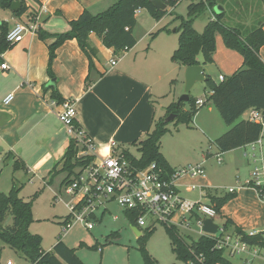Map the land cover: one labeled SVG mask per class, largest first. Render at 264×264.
<instances>
[{"label":"crops","instance_id":"obj_1","mask_svg":"<svg viewBox=\"0 0 264 264\" xmlns=\"http://www.w3.org/2000/svg\"><path fill=\"white\" fill-rule=\"evenodd\" d=\"M116 1L26 0L29 8L22 15L24 18L22 21L27 22L35 13H39L40 19L37 23L41 31L64 32L70 28L69 21L78 18L85 9L97 14ZM143 9L136 13L137 23L138 13ZM256 9L259 10L261 20H264V4L260 0ZM8 15L11 19L14 18L13 25L10 24ZM1 16V20L7 21L8 29L19 22V18L11 10H7V13L4 12ZM162 19H154L152 27L143 34L137 32V37L134 32L137 44L124 52L122 57L116 55L113 48L103 45L96 33H91L90 43L94 50L92 69L89 67V58L79 47L77 40H68L57 49L53 63L56 75L54 85L64 99L75 104L78 126L94 140L97 149L103 154L109 151L110 142L115 140L117 142L115 149L118 153L124 154L127 151L139 158L141 155L139 143L162 118L167 116L168 107L178 102L184 93L187 66H181L171 59L178 43L164 31H160L159 36L148 41V36L160 27ZM233 26L240 25L236 22ZM219 35L216 36V51L212 63L219 66L221 71L228 70L219 74L221 82V75L233 74L243 66L244 60L239 52L227 48L222 36ZM144 40H147V44H143ZM53 41V38L41 40L38 32L29 33L18 45L0 53V144L3 146L1 150L7 149L13 153L31 173L39 167L46 172L57 167L73 139L57 116L58 108L53 104L55 102L52 97L53 89L49 88L52 79L48 75V46ZM260 53L264 60V46ZM112 59H116L115 65H112ZM198 59L203 62V56L199 55ZM4 61L8 62L10 69L1 67ZM207 64L202 63L204 74L208 77L210 75L207 73ZM173 88L177 93L169 100L166 98V102L161 101L171 94ZM206 93L211 95L213 91L210 89ZM9 94H13V98L6 104L4 99ZM195 98L206 101L194 116L195 124L202 131L200 134V130H195L198 131V147L203 148L207 143L211 147V143L228 131L229 127L218 125L214 128L211 121L216 117L213 114L215 111L213 103L205 109L208 100L202 96ZM245 114L247 117L243 115V118L248 119V111ZM246 147L248 145L231 151L243 150ZM136 149L139 155L133 153ZM211 149L212 147L210 152ZM161 151L175 170L184 168L187 164L188 166L205 164L209 158L207 152L196 162L192 161L193 158L187 161H174L163 150L162 144ZM233 152L224 153L226 166L235 162V158L231 156ZM245 156L247 158V151ZM205 175L179 178L176 182L179 193L185 198L211 204L210 196L214 195L210 194L212 183ZM193 185L196 186V190L192 189ZM237 187V196L222 208V213H219L218 217L223 221L231 218L235 226L245 232L264 230V199L252 187L239 185ZM101 212L104 214V211ZM114 217L117 218V215ZM180 217V214L174 217L175 225H187L188 222H182ZM230 229L229 231L234 232L233 226Z\"/></svg>","mask_w":264,"mask_h":264},{"label":"trees","instance_id":"obj_2","mask_svg":"<svg viewBox=\"0 0 264 264\" xmlns=\"http://www.w3.org/2000/svg\"><path fill=\"white\" fill-rule=\"evenodd\" d=\"M15 1L21 2L22 6L12 12L16 17H21L29 8L26 0H0V9L10 10ZM163 1L167 5L165 10L157 9L149 0H117L106 10L97 14L85 9L78 18L69 21L70 28L64 32L50 33L39 29L38 33L41 40L54 39L48 46L49 77L51 79L56 78L53 63L57 55V49L68 40H77L81 50L89 58L91 69L93 67L92 55L94 52L90 43L91 33H96L103 45L107 48H113L116 55H121L128 49L133 48L137 44L134 35V29L137 25V11L145 8L154 19L160 20L167 14L169 8L176 7L181 0ZM226 1L228 0H208L207 4L203 1L192 3L189 6L186 18H176L180 21V25L176 28V32H179V44L171 57L173 62L181 66L212 63L216 51L217 34L222 36L227 48L242 55L243 66L233 74L225 76L224 81L217 84L210 76L206 81L207 86L213 91L210 96L213 105L219 111L224 122L230 127L228 131L214 141L222 153L250 145L262 136V126L249 119H244L243 115L251 108L264 110V60L260 53L261 48L264 46V20H261L255 29L245 33L239 26L226 23V5H224ZM261 2L264 4V0H261ZM217 5H221L224 11L217 13L215 11ZM209 8L213 9L215 19L209 21L203 32H197L193 27V22ZM0 30V53H3L13 48L15 44L10 45L7 41L9 31L7 21L1 22ZM160 31H163V29L152 33V37H155ZM199 55L203 56V62L199 61ZM49 88L53 89L52 97L54 101L58 104L66 101L55 85H50ZM196 100L190 94L191 108L189 110L183 109L184 102H176L168 107L167 116L162 118L155 125V128L148 133L147 137L139 143L141 154L139 158L127 151L124 152V156L131 161L135 168L144 169L150 164L156 163L159 168H162L165 176H169L175 171L161 151L162 138L169 132L168 122L165 119L170 115H174L173 120L177 121V124L183 122L190 125L194 115L200 109L196 106ZM75 125L78 126V123L76 122ZM77 150L75 140L71 139L62 160L59 162V164H63L64 169L67 168L71 171L75 166H85L90 163L92 158L85 159L87 161L78 158ZM18 193L19 188L16 185L13 186L9 194L0 192V241L15 250L23 252L31 261V264H84L76 254V250L68 247L62 240H59L51 251L42 249L41 236L32 233L29 229L33 221V203L20 198ZM235 196L236 192H229L223 197L211 195L210 201L219 214L222 206ZM125 214L130 218L133 226H137L142 230L137 223L140 216L139 211L126 210ZM8 217H11L12 223L5 225ZM164 225L170 235L173 250L178 259L188 264H235L225 256L224 249L217 247L221 238L219 235L202 234L198 239L188 243L179 232L177 225ZM232 226L234 232L241 236L242 240L251 244H264L262 234L250 236L240 227L235 226L232 220L226 219L223 224L224 229L229 230ZM153 228L154 226H149L146 232L139 237L145 264H158L157 260L145 249V241ZM113 235L116 234L110 236Z\"/></svg>","mask_w":264,"mask_h":264},{"label":"rangeland","instance_id":"obj_3","mask_svg":"<svg viewBox=\"0 0 264 264\" xmlns=\"http://www.w3.org/2000/svg\"><path fill=\"white\" fill-rule=\"evenodd\" d=\"M258 1L259 0L226 1L224 4L226 5V23L233 25V23L238 22L240 25L239 27L245 33H249L255 29L261 21L259 10L256 9ZM198 2H200V0H181L176 7L169 8L167 14L161 20L158 29H163L167 36H170L179 44V32L173 31L174 28L180 25V21L176 18H186L188 16L190 4ZM4 12L7 13V10L0 9V17H2L1 14ZM8 16L11 20L10 24L13 25L14 18L11 19V16ZM213 17L214 14L211 12V9H207L204 14H201L194 20V29L197 32H203L205 26ZM17 18H19V21L24 20L22 16ZM152 18L149 11L145 8L138 13V23L134 29L136 37L137 32L143 34L152 27V23L154 22ZM2 21L3 20L0 18V24ZM157 30L153 31L157 32ZM157 36H159V34L155 37ZM154 38H152V35H149L148 41ZM145 43L147 44V40H144L143 44ZM123 55L124 54H121L119 57ZM207 65V73L217 82H220L218 78L219 74L228 71L219 70V66L213 63H208ZM206 91H210L207 84L205 85L204 82H197L190 93L193 97L202 96L208 100L205 109L212 103L210 99L211 95L207 94ZM176 93L177 92L173 88L171 94L169 93L161 101L166 102V98L169 100V98L173 97ZM190 108V102H184L183 109L189 110ZM213 108L215 110L213 114L216 115V117L211 120L213 127L217 128L218 125L229 127L214 105ZM244 116L247 117L246 114H244ZM176 122L175 120L168 122L169 132L165 134L166 136H164L161 141L162 148L174 161H187L193 158L192 161L196 162L208 152L209 158L205 161L204 168L205 176L212 183L210 194L223 197L229 194V189L231 187H237L238 185L252 187L257 191L255 186L247 184L246 182L253 178L252 172L255 170V167H259L260 170L264 169V132L262 134V148L258 145L256 150L253 151L251 146L248 145V147L243 150L230 151L233 152L231 156L235 158V162L226 166V154L220 152L214 141L211 143V152L209 143L204 144L203 148L200 146L198 147V131L195 130H200V134H202V131L201 128L199 129L197 124H195L194 117L190 125L183 122L177 124ZM206 133L208 135V132ZM1 148H3V146L0 144V192L9 194L13 186L16 185L19 188L18 196L25 201H32L33 221L29 229L32 233L41 236V247L44 251H51L53 246L59 240H62L68 247L76 250V254L81 258L84 264H145L141 249L142 244L139 240L140 236L134 231L131 220L126 216L125 211L116 203L110 202L108 204L109 209L106 210L104 214L101 211L98 212L96 219L93 220V229L88 230L82 224L77 223L67 234L64 233L65 225L62 222L70 213L67 204L74 200L73 194H69L66 191V184L73 178V173L78 170L77 166L69 171L67 168L64 169L63 164L60 163L56 165L57 167L55 169L54 167L52 168L53 171L51 170V173L46 172V170H43L41 167L31 173L28 172L25 164L22 163L18 157L10 153L7 149L2 151ZM246 151L247 158L245 156ZM133 153L139 155L137 149L133 150ZM217 153H221L224 158V162L221 164L217 161ZM253 154H256V157H253ZM185 166L187 167L188 164ZM226 204H224L222 208ZM234 207L236 206L234 205ZM222 208L220 213H222ZM115 215H117V218L114 217ZM181 218L182 217H180V219ZM226 219L231 220V218ZM188 220L190 221V229H187L184 223V225H177V227L187 242L191 243L193 240L198 239L201 234V229L195 216L191 219L188 217ZM216 222L223 225L226 220L223 221L222 218L216 217ZM11 223V217H8L5 225ZM148 227L149 222H146V225L141 227V234L146 232ZM114 233L116 235L110 236ZM145 249L157 260L158 264H188L178 259L173 250L172 240L167 228L162 223L155 224L154 228L151 230V233L145 241ZM231 260L236 264L239 263L238 258ZM0 264H31V261L23 252L15 250L3 241H0Z\"/></svg>","mask_w":264,"mask_h":264},{"label":"built area","instance_id":"obj_4","mask_svg":"<svg viewBox=\"0 0 264 264\" xmlns=\"http://www.w3.org/2000/svg\"><path fill=\"white\" fill-rule=\"evenodd\" d=\"M200 1L207 4L208 0ZM209 9L214 14L212 19H215L213 9ZM39 19L40 14L35 13L27 22H17L7 33L9 44L16 45L24 40L26 34L37 33L40 28L37 23ZM111 63L115 65L116 59H112ZM1 67L10 69L7 61H4ZM220 80L224 81L225 76L221 75ZM12 98L13 94H9L4 99V103L8 104ZM205 103L206 101L202 98L196 100L198 108L203 107ZM53 104L58 108L56 113L60 122L76 142L78 158L84 161H87L85 159L89 157L92 158L88 165L77 166L78 170L66 184V191L73 194L74 200L67 204L70 213L62 222L65 225V234L77 223L88 230L93 229V220L96 219V215L100 211L108 210L110 202L116 203L124 211H139L140 216L137 220L139 227L145 226L146 222H149V226H155L157 223L175 224L173 219L180 214L181 221L188 222L186 228L190 229L188 217L191 219L196 215L202 235L204 234L202 231L204 218H212L216 222L218 213L212 204L185 198L179 193L176 185L177 180L183 176H204L203 163L177 169L169 176H165L162 168H159L156 163L144 169H137L124 154L116 151L115 140L110 142L109 151L106 154L97 149L94 140L75 125L77 109L74 103L66 100L61 104L56 101ZM248 119L260 124L264 132V110L251 108L248 110ZM258 145L262 148V136L250 144L253 151ZM253 157H256V154H253ZM216 158L221 164L222 154L218 153ZM252 177L246 183L255 186L260 197L264 199V169L255 167ZM192 189L197 188L193 185ZM237 189L238 187H231L229 192H236ZM217 224L218 232L214 235L221 237L217 247L224 249L225 256L230 260L238 258V264H264V244L246 242L235 232L225 230L223 225ZM247 233L250 236L262 234L264 241V230Z\"/></svg>","mask_w":264,"mask_h":264},{"label":"water","instance_id":"obj_5","mask_svg":"<svg viewBox=\"0 0 264 264\" xmlns=\"http://www.w3.org/2000/svg\"><path fill=\"white\" fill-rule=\"evenodd\" d=\"M157 9L165 10L167 8L166 3L163 0H149ZM22 6V3L19 1L13 2L10 10L16 11ZM215 11L220 13L224 11V8L221 5L215 7ZM176 31V29H174ZM208 77L204 74V68L202 64L187 66L185 69V88L184 94L179 98L178 103L180 102H189L190 93L193 87L197 82H206ZM55 79H52L49 82V85H54ZM174 119V115L168 116L165 121L169 122ZM134 231L138 236L141 235V231L137 226H133ZM202 231L204 234L214 235L218 232V224L213 221L212 218H204L202 221Z\"/></svg>","mask_w":264,"mask_h":264}]
</instances>
